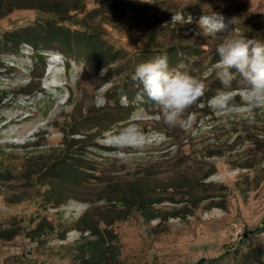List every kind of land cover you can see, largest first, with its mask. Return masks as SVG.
Returning <instances> with one entry per match:
<instances>
[{
	"label": "rangeland",
	"instance_id": "rangeland-1",
	"mask_svg": "<svg viewBox=\"0 0 264 264\" xmlns=\"http://www.w3.org/2000/svg\"><path fill=\"white\" fill-rule=\"evenodd\" d=\"M124 1L127 15L118 19L96 16L97 0L41 2L72 16L70 21L80 25L62 22L72 32L85 24L99 33L91 41V57L81 46L74 53L62 54L57 45L47 50L62 55L67 65L56 80L42 78V63L30 43L0 54L17 61L0 69L17 82L0 78V231H20L12 240H0V264H97L86 260L97 234L77 229L84 215L85 225L97 227L103 236L99 264L213 259L219 264H264V106L250 107L241 89L225 90L214 69L221 40L198 23L202 15L214 13L226 20L235 17L233 36L264 40V0ZM3 2L0 35L53 17L39 9L37 0ZM73 5L78 7L72 10ZM105 42L111 49L108 60L119 58L98 70L99 63L108 61L99 47ZM175 48H182V54L170 51ZM28 50H33L31 61L24 53ZM164 55L170 68L205 82L203 103L206 93L219 91L237 98L229 101L228 110H215L206 118L197 100L175 126L165 123L159 106L151 100L146 104L142 94L133 99L122 94L127 100L122 104L120 98L119 105L131 106V113L118 112L119 92L124 86L132 89L136 66ZM43 83L47 89L35 100ZM235 85H242L239 74ZM130 124L143 132V146L117 149L109 139L112 132ZM72 131L89 134L91 145L74 149L87 157L89 170L78 185L74 179L57 184L64 202L55 206L46 186L36 180ZM81 133L76 137H84ZM117 151L124 155L113 156Z\"/></svg>",
	"mask_w": 264,
	"mask_h": 264
},
{
	"label": "trees",
	"instance_id": "trees-1",
	"mask_svg": "<svg viewBox=\"0 0 264 264\" xmlns=\"http://www.w3.org/2000/svg\"><path fill=\"white\" fill-rule=\"evenodd\" d=\"M4 0H0V12H5V6L3 2ZM43 0H37L39 2V9L43 10L44 12H50L53 14V17H50L48 19H43L34 22V24L27 26V27H20L19 29L12 30V31H6V33L0 35V54L1 53H7V52H17L23 43H30L34 47V51L36 53V59H40V62L42 63L43 70L41 75H44L45 69H46V60H45V53H48V49L50 47H54V45L59 46L57 49L63 53H74L76 51H73L74 47L81 46L82 48H85L88 50L87 54L88 57H91L89 53L92 54L93 51H95L94 46L91 44V41H93L94 37L98 34H95L94 29L95 28H88L85 24H83V28L79 29L76 28L74 32L71 31L70 27L67 25H64L63 21H69L71 25H80L76 23H72L70 19L72 16L65 14L63 10H58L56 8H53L51 6L52 4H47V6L43 5L41 3ZM98 5L95 9V15L96 16H104L109 15L113 19H118L125 17L127 15L125 8L123 7V3H125L124 0H97ZM49 5V6H48ZM76 5V4H75ZM71 6L70 9L75 10L78 6ZM44 6V7H43ZM50 7V8H48ZM48 8V9H47ZM53 8V9H52ZM92 12L89 13V17L91 16ZM67 15V16H66ZM100 51L103 50V54L105 56H109L106 58L107 60L110 59L111 49L110 46L107 44V42L102 43L99 45ZM75 48V49H76ZM74 49V50H75ZM98 49V48H96ZM176 51L177 53L182 54V48H175L170 49V51ZM162 51L159 52L161 54ZM156 53V52H155ZM113 57V56H112ZM119 57L114 56L111 60H108L106 62H101L98 65V70H101L103 68H106V66L112 64L115 62ZM68 65L70 64V61L68 60ZM70 66V65H69ZM111 74V72H110ZM107 73L104 77L110 75ZM134 74L131 76L133 77ZM102 77L104 80L106 78ZM131 78H126L125 82L130 81ZM132 84L131 90L121 89L119 92V98L117 99V109L118 112H122L124 110H127V114L131 113V106H124L119 105V100L122 96V94H127L130 96L131 99L135 97L137 94H142L145 97L146 104L149 103V98L146 93L143 92L142 85L139 83V81L133 80L132 78ZM41 87H39L40 89ZM242 85H235L231 86L230 88H226L225 90H234V89H241ZM38 90V89H37ZM108 96L109 101L112 99L110 90L106 93ZM216 96L214 93H206L205 96V103H203L202 98L198 99V103L196 105H200L201 108L199 111L201 112V117L206 118V116H213L215 113V110L220 111L218 109L212 108L211 100L212 98ZM237 94H235L232 98H237ZM151 104L155 103L151 100ZM228 103V107H229ZM193 112V111H192ZM188 113L186 114V117H188ZM127 120V119H126ZM121 120H116V123ZM81 132L72 131L70 134H67V137L63 141L64 148L61 149L60 154L54 158L51 162H49L46 166L43 172H40L36 183L38 185H44L46 186V196L48 199L53 200V203L55 206L60 205L64 201H62L56 192L57 184L59 182H66L69 179H74L76 185L81 183L83 179H85V176L83 175L85 172L89 170L88 165V159L87 157L82 153H75L74 149L86 147L91 144H87V138L88 133L82 132L81 134L84 135V137L77 138V134H80ZM113 136L117 133L115 131L112 132ZM92 147H94L92 145ZM141 203V201L139 200ZM155 203L158 201H154ZM152 201V203H154ZM85 215L80 218L78 221L79 226L77 229L85 233V231H90L93 233H96L99 240L96 242L94 246H90V252H88V255H86V260L89 262H96L98 260V263L104 259V251L105 246L103 245V236L100 230L97 229V227L85 225ZM85 225V226H84ZM20 231L18 229H4L0 231V240L6 239V240H12L18 235ZM62 239H65V235L62 236ZM100 244V245H98ZM100 246V247H98ZM198 264H219L218 260L213 259L212 262L210 261H202L198 262Z\"/></svg>",
	"mask_w": 264,
	"mask_h": 264
},
{
	"label": "clouds",
	"instance_id": "clouds-1",
	"mask_svg": "<svg viewBox=\"0 0 264 264\" xmlns=\"http://www.w3.org/2000/svg\"><path fill=\"white\" fill-rule=\"evenodd\" d=\"M175 19V17H173ZM235 17L227 19L218 13L202 15L198 21L208 34L218 36L221 43L216 52L219 60L214 65L216 75L225 88H230L236 74L242 81L241 92L250 107L264 106V40L248 38L241 34L232 35ZM234 70V71H233ZM106 70L101 71V75ZM133 80L139 81L143 92L159 106L165 123L175 126L184 111L205 94L206 84L202 79L179 68H170L167 55L157 56L136 66ZM232 93L219 91L212 98V106L218 110H228ZM127 98L122 97L125 104ZM114 147L138 148L144 143L143 132L130 124L118 134L109 138ZM116 157L124 155L117 151Z\"/></svg>",
	"mask_w": 264,
	"mask_h": 264
},
{
	"label": "built area",
	"instance_id": "built-area-1",
	"mask_svg": "<svg viewBox=\"0 0 264 264\" xmlns=\"http://www.w3.org/2000/svg\"><path fill=\"white\" fill-rule=\"evenodd\" d=\"M26 53V57L29 59V61L32 60V55H33V50H28V52H24ZM45 56H47V69H46V76L44 77L43 75V79L46 80V82H49L50 79H54L56 80L58 75H61L62 73L67 71V65L65 60L63 59L62 55L60 54H56V53H45ZM17 63L16 59H14L13 57L7 55V54H2L0 56V69H3L4 67H7L6 65L8 64H13V66ZM6 64V65H5ZM28 67V64L25 65ZM29 67L32 69L33 67L29 65ZM57 68H61L62 71H57ZM5 69V68H4ZM3 76V77H2ZM0 78L1 79H5L7 80V82H9L10 84H15L17 83L15 80V78L13 76H11L10 74L8 75H2V73H0ZM46 84L43 83V87H41L40 89H38L34 94L33 97L36 100L37 97L42 94L47 87L45 86ZM56 86V85H55ZM31 98V97H30ZM28 98V99H30ZM28 101V100H26ZM22 117V115H18V117Z\"/></svg>",
	"mask_w": 264,
	"mask_h": 264
}]
</instances>
